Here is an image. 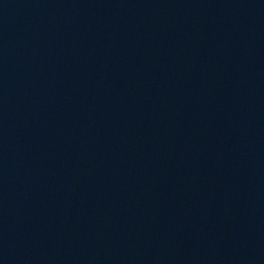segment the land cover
Listing matches in <instances>:
<instances>
[{"label":"water","instance_id":"95a60500","mask_svg":"<svg viewBox=\"0 0 264 264\" xmlns=\"http://www.w3.org/2000/svg\"><path fill=\"white\" fill-rule=\"evenodd\" d=\"M0 264H264V0H0Z\"/></svg>","mask_w":264,"mask_h":264}]
</instances>
